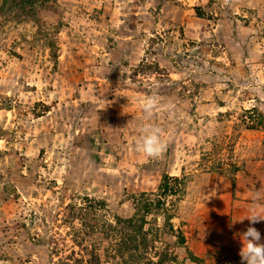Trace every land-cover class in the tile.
<instances>
[{"label": "rangeland", "instance_id": "obj_1", "mask_svg": "<svg viewBox=\"0 0 264 264\" xmlns=\"http://www.w3.org/2000/svg\"><path fill=\"white\" fill-rule=\"evenodd\" d=\"M253 213L264 0H0V264H241Z\"/></svg>", "mask_w": 264, "mask_h": 264}, {"label": "clouds", "instance_id": "obj_2", "mask_svg": "<svg viewBox=\"0 0 264 264\" xmlns=\"http://www.w3.org/2000/svg\"><path fill=\"white\" fill-rule=\"evenodd\" d=\"M159 106L158 96H148L143 101V111L150 115ZM161 129L151 124H145L141 128V135L138 137V149L148 157H159L165 151V144L161 140ZM247 220L249 226L240 232L241 243L240 258L241 264H264V237L253 225L264 221L258 214H251ZM241 220L240 222H242Z\"/></svg>", "mask_w": 264, "mask_h": 264}]
</instances>
